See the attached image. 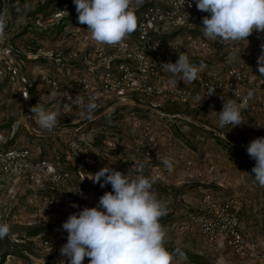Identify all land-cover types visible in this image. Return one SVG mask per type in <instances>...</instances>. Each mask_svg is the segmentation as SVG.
<instances>
[{
	"label": "rangeland",
	"instance_id": "obj_1",
	"mask_svg": "<svg viewBox=\"0 0 264 264\" xmlns=\"http://www.w3.org/2000/svg\"><path fill=\"white\" fill-rule=\"evenodd\" d=\"M61 1L21 0V4L29 5L26 13H12L9 9L11 18L7 32L13 35V58L30 81L31 88L29 98L23 100L0 61V134L6 145L32 148L60 168H81L88 179L84 185L89 207L96 206L100 196L112 191L109 185L101 188L89 179L91 174L105 166L124 174L129 172L133 177L138 174L155 176L157 182L153 190L172 210L163 225L166 247L170 252L180 248L185 253L182 264H254L239 259L224 244L209 242L192 225L180 230L178 223L197 209L206 192L219 199L235 196L241 203L242 223L254 240L264 246V187L255 180L252 172L255 161L246 152L250 141L264 137V113L254 106L242 107V125L220 128L217 113L222 110L224 99H230L224 94L188 104L167 99L153 100L140 93L128 92L123 95V101L116 97L98 101L94 120L81 119L80 108H65L62 102L49 101V94L42 88L38 74L55 76L74 88L81 77L96 79L100 71L99 68L89 69L83 62L87 58L91 60L90 65L96 66L91 51L75 37L76 29L87 31L88 26L79 22L68 23L60 30L54 16L48 15ZM45 3L47 5L42 9ZM7 5L8 0H0V6ZM198 36L196 30L178 28L160 38L163 63H175L179 54L186 53L194 65H205L197 81L190 84L180 81L182 85H194L212 73L221 75L227 66L225 56L228 51L212 42L207 49H202L194 40ZM262 44L264 33L254 31L248 37V44L246 41L234 44L231 51L238 53L241 50L240 58L248 64L250 74L256 80L260 78L257 59ZM237 60H240L238 56L229 62L234 64ZM165 73L172 77L171 73ZM157 102L161 103L160 107L153 105ZM38 103L59 111V123L55 128L59 135L48 137L47 131L38 125L30 111ZM131 110L137 113L136 125L126 120ZM146 124L150 126L149 133L144 130ZM162 130L164 134H160ZM109 136L117 141L118 147L105 155L102 148ZM169 140L173 145H168ZM73 143L76 144L72 148ZM243 155L251 163L249 167L242 163ZM165 158L174 163L172 173L162 163ZM188 159L191 166L186 168ZM139 163L143 164L142 169L132 167ZM210 165L214 167L212 176H196L198 172L204 175ZM53 193L50 188L39 189L24 180L19 182L12 211L0 221L10 225L9 235L0 240V254L11 247L14 252L11 259L24 264H42L60 255V252L44 249L40 238L63 230L62 223L66 220L63 216H47L31 225L26 224L35 203ZM33 229L37 233L30 236L28 232ZM83 264H89V258L86 257Z\"/></svg>",
	"mask_w": 264,
	"mask_h": 264
},
{
	"label": "built area",
	"instance_id": "obj_2",
	"mask_svg": "<svg viewBox=\"0 0 264 264\" xmlns=\"http://www.w3.org/2000/svg\"><path fill=\"white\" fill-rule=\"evenodd\" d=\"M135 13L138 17L137 30L115 46L99 44L91 39L88 31L76 29L75 37L80 40L83 47L91 51L96 66L90 65L91 60L87 58H84L83 62L91 70L100 69L95 76L96 79L81 77L77 86L72 88L55 76L39 72L42 88L48 94L52 88L60 89L61 93L55 101L62 102L65 108L78 106L72 105L71 99H68L64 92H67L73 99L77 95L85 99L90 95H95L96 102L111 97L123 101V95L136 92L153 100L167 99L177 101V103L193 104L199 102L196 99L198 95L201 98L205 97L207 90L211 87L215 88V93L210 97L206 96L202 101L224 94L244 105L247 91L254 90V99L248 101L243 107L254 106L264 113V76L258 72L260 78L256 80L250 74L248 64L242 59L231 64L229 53L233 51V45H222L203 37L200 28L202 17L209 14L199 11L195 0H144L143 5L136 9ZM68 15L77 16L74 3L64 5L53 14L56 20ZM77 22L78 19L74 18V23L77 24ZM178 28L198 31L199 36L194 40L202 49H207L209 43L212 42L228 51L225 56L227 66L221 75L212 73L194 85L178 83V86L174 87L168 83L172 77L167 75L161 67L163 62L160 38L162 35L169 34L172 29ZM12 49L9 34L7 39H0V61L3 63L5 73L17 88L21 98L27 100L24 94L29 96L31 83L21 73L20 66L13 58ZM73 56H77V53H73ZM153 105L160 107L161 103L157 102ZM126 118L127 122L131 121L134 125L138 122L137 113L134 110L129 111ZM144 130L149 133L150 126L146 124ZM58 132L56 129L47 131V136L55 137L59 135ZM164 133V130L160 131V134ZM85 143L91 146L89 142ZM75 144H72V148ZM168 145H173L172 140L168 141ZM117 147V141L109 136L104 140L102 151L108 155ZM185 165L189 168L191 160H186ZM213 169V165H210L204 170V175L198 172L196 176H212ZM22 180L35 188L54 190L52 195L35 203L27 225L47 216L59 215L67 219L69 214L89 207L84 185L88 179L81 168H60L54 161L40 155L32 148L6 145L0 134V221L12 211V203L17 199L18 184ZM109 186L111 187L110 184ZM72 204L78 205L79 208H73ZM240 211L241 203L237 197L228 196L219 199L210 192H206L197 209L189 212L178 223V228L182 230L192 225L198 228L209 242L224 244L239 259L254 264H264V246L256 242L244 226ZM171 212L169 208L168 213ZM66 239L67 233L61 230L43 236L40 238V244L47 251L60 252ZM13 257V254L6 255L3 263L24 264L11 259ZM42 264L68 263L67 258L60 254L55 258L45 260Z\"/></svg>",
	"mask_w": 264,
	"mask_h": 264
},
{
	"label": "clouds",
	"instance_id": "obj_3",
	"mask_svg": "<svg viewBox=\"0 0 264 264\" xmlns=\"http://www.w3.org/2000/svg\"><path fill=\"white\" fill-rule=\"evenodd\" d=\"M77 19L88 26L91 39L99 44L115 46L138 28L135 10L144 0H73ZM199 11L208 13L202 17L203 37L222 45H234L246 41L253 32L264 33V0H195ZM189 6H191L189 4ZM10 8L26 13L29 5L19 0H8L7 6H0V39H7L10 22ZM194 26V25H193ZM257 59L258 72L264 76V44ZM241 50L229 53V59L240 58ZM162 69L171 73L168 83L174 87L178 82L193 83L199 79L203 63L199 66L190 62L186 53L179 54L175 63L164 62ZM61 91L52 88L49 101L55 100ZM72 105L80 108V118L92 121L97 110V97L86 99L77 95L74 99L64 92ZM215 88H209L206 96H212ZM205 96V97H206ZM254 90H248L244 105L253 100ZM28 99V94H24ZM205 97H196L201 102ZM224 99V97H223ZM234 99H224L222 110L217 113L218 126L235 127L244 123L242 107ZM41 129L54 130L59 123L58 110L45 108L38 103L30 108ZM248 156L255 161L252 168L255 180L264 187V137H257L246 146ZM135 162V158H133ZM169 173L174 171V163L165 158L162 161ZM142 169L143 164L135 165ZM101 188L111 185L112 191L99 197L94 207H84L69 214L62 223L67 233L66 243L60 248L62 257L68 264H182L185 253L176 248L169 251L166 247V228L161 219L168 214L167 202L158 198L153 190L157 182L155 176L138 174L135 177L122 173L112 167H103L89 178ZM73 208H79L72 204ZM10 225L0 223V240L9 235Z\"/></svg>",
	"mask_w": 264,
	"mask_h": 264
},
{
	"label": "trees",
	"instance_id": "obj_4",
	"mask_svg": "<svg viewBox=\"0 0 264 264\" xmlns=\"http://www.w3.org/2000/svg\"><path fill=\"white\" fill-rule=\"evenodd\" d=\"M19 2H21V0H19ZM73 3V0H62L60 3H58L56 6H54L48 13L49 16H52L54 13H56L57 11H59L64 5L66 4H72ZM47 5V3L43 4L42 5V9L45 8V6ZM10 11L12 13H16V11L14 10V8H10ZM74 18H77L74 17V16H63L61 18H59L56 22V24L58 25L57 27H59V29L61 30L62 28H64L66 25H68V23H74ZM9 38L10 40L13 39V35L12 34H9ZM164 109V108H162ZM242 155V154H241ZM241 159H242V163L244 164L245 163V166L246 167H249L251 165V163H249L248 161H246V159L244 158V155L241 156ZM168 221V214L166 216H164L162 219H161V224L162 225H165L166 222ZM37 232L33 229V230H29L28 234L30 236H33L34 234H36ZM13 248L9 247V248H6L4 249L1 254H0V264L4 262L5 260V257L6 255L8 254H14L13 250H11Z\"/></svg>",
	"mask_w": 264,
	"mask_h": 264
},
{
	"label": "crops",
	"instance_id": "obj_5",
	"mask_svg": "<svg viewBox=\"0 0 264 264\" xmlns=\"http://www.w3.org/2000/svg\"><path fill=\"white\" fill-rule=\"evenodd\" d=\"M171 77V76H170ZM173 78V77H172ZM179 84H182L181 82H178Z\"/></svg>",
	"mask_w": 264,
	"mask_h": 264
}]
</instances>
